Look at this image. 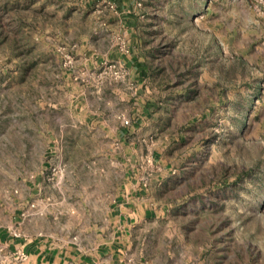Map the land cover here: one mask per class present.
I'll list each match as a JSON object with an SVG mask.
<instances>
[{"label": "rangeland", "instance_id": "obj_1", "mask_svg": "<svg viewBox=\"0 0 264 264\" xmlns=\"http://www.w3.org/2000/svg\"><path fill=\"white\" fill-rule=\"evenodd\" d=\"M110 104L150 109L167 170L141 261L264 264V0H0L2 219L93 243L126 165Z\"/></svg>", "mask_w": 264, "mask_h": 264}, {"label": "crops", "instance_id": "obj_2", "mask_svg": "<svg viewBox=\"0 0 264 264\" xmlns=\"http://www.w3.org/2000/svg\"><path fill=\"white\" fill-rule=\"evenodd\" d=\"M114 91L119 93L118 99H127L126 90L115 88ZM81 99L83 102L79 103L86 109L83 119L88 122L90 115L95 112L89 109L91 103L87 98ZM148 111L150 112L148 107L136 109L134 116L130 113L131 110L121 111L113 104H110L109 111L105 108L99 111L98 117L101 119L98 122L107 129L112 128V140L117 142V149L123 152L126 165L123 180L116 185L108 199L106 216H100V221L96 217L91 223L93 243L82 247L71 239L57 241L51 233L42 231L39 220L29 222L30 220L21 217L17 207L9 219L0 217V259L21 250L27 255L22 264H145L137 253L139 239L135 228L144 225L140 234H147L150 231L146 227L147 222L157 217L165 205H170L167 203L170 200L161 196L169 187L167 170L162 165H154L153 152L149 145L151 141L147 139L146 124L150 116ZM124 118H130L131 124L124 126ZM90 121L95 120L93 118ZM143 152L144 160H148V163L144 162L139 168L131 160L143 158ZM5 198L8 199L6 193ZM16 199L22 202L24 198L20 196Z\"/></svg>", "mask_w": 264, "mask_h": 264}, {"label": "built area", "instance_id": "obj_3", "mask_svg": "<svg viewBox=\"0 0 264 264\" xmlns=\"http://www.w3.org/2000/svg\"><path fill=\"white\" fill-rule=\"evenodd\" d=\"M122 123L123 125H130L128 118H124L122 120ZM1 250L2 247L0 246V251ZM26 258L27 255L23 251L17 250L10 255L2 256L0 259V264H22L26 260Z\"/></svg>", "mask_w": 264, "mask_h": 264}]
</instances>
